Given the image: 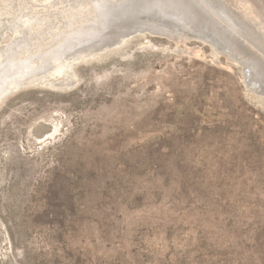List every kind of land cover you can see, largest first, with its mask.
<instances>
[{
  "label": "rangeland",
  "instance_id": "obj_1",
  "mask_svg": "<svg viewBox=\"0 0 264 264\" xmlns=\"http://www.w3.org/2000/svg\"><path fill=\"white\" fill-rule=\"evenodd\" d=\"M31 1L0 19L35 20L33 67L99 36L0 98V264H264V89L243 69L264 54L212 0L136 1L107 32L92 0Z\"/></svg>",
  "mask_w": 264,
  "mask_h": 264
},
{
  "label": "bare ground",
  "instance_id": "obj_2",
  "mask_svg": "<svg viewBox=\"0 0 264 264\" xmlns=\"http://www.w3.org/2000/svg\"><path fill=\"white\" fill-rule=\"evenodd\" d=\"M48 1L49 0H45V2H48ZM51 1H49V2H51ZM125 1H126L125 3L127 5L126 4L121 5V3L124 2V0L121 1V3H116L112 0H109V1L108 0H92V5H93L94 9L97 11L98 17H99V20L96 22V24L95 25L92 24V25L102 29V31H104V32L112 30L113 26L112 27L110 26V24L112 23V18H116V17L120 18L125 13V12H122L121 10H123V11L126 10L128 8V6H130L131 4H133L136 1H140V0H125ZM203 1L205 3H209L208 0H202V2ZM212 1L214 3L215 10H217L219 12L221 17L223 19H225V21L231 26V28H233L236 32H239L241 36L247 38V41L252 42V44H254L256 46V48H258V50L264 54V33L261 32L260 30H258L255 26L251 25L252 21H250L242 13H240L241 11L238 12V9L243 10L244 13H246L249 16H252L251 13L247 10V7L242 5L240 2H239V4L236 3V1H234V0H223V1L219 0V2H218V0H212ZM31 2L33 3V1H31ZM0 4H2V2H0ZM5 4H7V3H5ZM47 4H49V3H47ZM70 4L72 6V3H70ZM201 5L204 7L203 4H201ZM230 5H234L236 8H238V9L235 8V10L238 13L236 11H235L236 13L231 11ZM1 6L3 7L4 5H1ZM58 6H57V8H58ZM65 6H67V5H65ZM36 7H38L37 4H36ZM11 8H13V7H11ZM54 8H56V7H54ZM63 10H65V9H63ZM17 11H19V10H16V12ZM58 12L55 13L56 16L58 15ZM17 13H19V12H17ZM17 13H14L13 15H11L7 19H2V18L0 19L3 22L2 23L3 25H0V98L10 88H16V87L20 86L21 82L19 80H22V79H26V80L23 81L21 84L24 83V85H31L30 86L31 89H41L43 87H41V84H39V81L43 80V82H44V79L47 77H51L52 79L59 81L60 79L64 78V76H67V75L69 76V73L73 72V68L76 66V64L80 63V61L84 60L85 58L88 59V57L93 54V50L87 51V53H80V55L79 54L75 55L76 53L74 54L73 52H75L77 50H81V48L83 49L84 47H89L88 42L93 41L95 38H97L99 36V34L93 33L91 31L86 32L85 30L79 31V32L76 31L77 33L75 32V34H73V35H65L63 38H66V41H63V43H61L60 46L57 45L58 47L56 49H53V51L50 53V56L45 61L42 62L41 67L35 68V67H33V60L30 57L25 59V60L19 59V57L21 56L22 53H24L25 51H30V49H31L33 39H32V37H30L29 33H30L31 29L33 28L35 20L32 18V16L18 17ZM52 14H54V13H52ZM126 14L127 13H125V15ZM0 15L3 16V14H0ZM41 18H43V17H41ZM59 22H61V20ZM63 24H65V23H63ZM66 25H67V22H66ZM85 28H86V26H85ZM7 31H11L12 33L15 34V36L20 35V37H18L14 40L10 36L11 39L8 42L9 44H7V45L3 44L2 45L1 39L4 37V35L7 33ZM45 34H47V33H45ZM15 36H13V37H15ZM131 37H133V36L130 33H129V35L128 34L124 35V39H126V40H129ZM45 38H46V36H45ZM122 39L123 38H121V40ZM122 42L124 44V41H122ZM76 44L80 47L77 50L73 51L72 48ZM115 46H112V47H115ZM117 46H120V44H117ZM32 48H34V47H32ZM66 51H69V53L67 55H63ZM96 52H97V50H96ZM94 54H95V52H94ZM246 57H249V56H246ZM256 58H257V56H256ZM252 60L254 61V58ZM256 62H258L259 65L256 64V70L254 73L248 67L247 68H248L249 72L246 71V68H243L245 71V76H247L248 74L249 75L251 74L252 76H254L251 78L250 85H254L256 88L257 84L259 83L262 86V88L264 89V63L261 62V60H259V59H256ZM51 64H54L53 70H49L50 69L49 66ZM35 69L37 70L36 72H34ZM259 71H261V73H262V74H260V79H259ZM58 83H60V82H58ZM66 85L68 87H71V86L73 87L74 83L73 82L69 83V84L67 83ZM63 86H65V85H63ZM54 90H56V88ZM12 91H14V90H12ZM19 92H21V91L18 90L17 94ZM59 131L60 130H59L58 126H55L54 129H52L47 134L46 141L56 139Z\"/></svg>",
  "mask_w": 264,
  "mask_h": 264
},
{
  "label": "water",
  "instance_id": "obj_3",
  "mask_svg": "<svg viewBox=\"0 0 264 264\" xmlns=\"http://www.w3.org/2000/svg\"><path fill=\"white\" fill-rule=\"evenodd\" d=\"M234 1H236V3L238 4L240 2L242 5L246 6L247 10L251 13L252 16L247 15L246 13H244L243 10H239L234 5H230L231 7L229 6L231 8V11L235 12L236 11L235 8L238 9V12L241 11L240 13H242L246 18L252 21L251 25L255 26L258 30L264 33V0H234Z\"/></svg>",
  "mask_w": 264,
  "mask_h": 264
}]
</instances>
